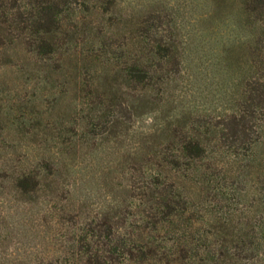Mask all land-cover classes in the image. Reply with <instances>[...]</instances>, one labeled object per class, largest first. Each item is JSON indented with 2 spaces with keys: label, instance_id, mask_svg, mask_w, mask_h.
Returning <instances> with one entry per match:
<instances>
[{
  "label": "rangeland",
  "instance_id": "374dc122",
  "mask_svg": "<svg viewBox=\"0 0 264 264\" xmlns=\"http://www.w3.org/2000/svg\"><path fill=\"white\" fill-rule=\"evenodd\" d=\"M0 264H264V0H0Z\"/></svg>",
  "mask_w": 264,
  "mask_h": 264
}]
</instances>
